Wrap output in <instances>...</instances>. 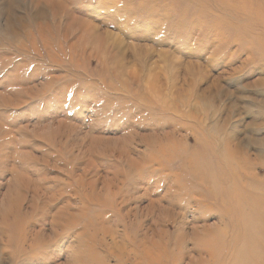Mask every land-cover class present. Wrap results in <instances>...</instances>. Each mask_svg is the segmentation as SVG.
Returning a JSON list of instances; mask_svg holds the SVG:
<instances>
[{"label": "rangeland", "instance_id": "rangeland-1", "mask_svg": "<svg viewBox=\"0 0 264 264\" xmlns=\"http://www.w3.org/2000/svg\"><path fill=\"white\" fill-rule=\"evenodd\" d=\"M263 82L264 0H0V264H63L74 239L62 235L55 246L14 257L2 233L7 193L21 197L31 242L35 234L52 237L55 203L43 209L46 196L58 197V205L69 199L81 211L90 205L84 192L94 201L80 226L93 218L108 264L136 263L123 241L127 230L148 235L150 245L145 240L140 250L154 251V264H172L174 257L179 264L200 258L211 264L209 254L197 251L213 244L196 243L194 233L221 227L231 238V226L217 219L219 202L207 194L234 180H223L221 160L198 123L203 118L205 129L235 134L236 155L248 162L245 183L261 191ZM171 131L183 141L182 152L170 164L153 160L145 139ZM193 165L201 173L191 179ZM175 172L186 178L167 195L178 209L151 214L149 202L165 199ZM140 175L151 182L138 183ZM23 178L36 185L27 189ZM59 184L75 189L65 185L59 194ZM35 190L42 198L34 210ZM209 209L215 213L208 217Z\"/></svg>", "mask_w": 264, "mask_h": 264}, {"label": "bare ground", "instance_id": "bare-ground-1", "mask_svg": "<svg viewBox=\"0 0 264 264\" xmlns=\"http://www.w3.org/2000/svg\"><path fill=\"white\" fill-rule=\"evenodd\" d=\"M197 66L198 65H194L195 68H197ZM198 69L199 68H197V70ZM263 85H264V82H263ZM223 88H225V86ZM197 105H199V102L197 103ZM188 118L191 119L190 116ZM202 119L203 118H201L200 119L201 121L199 120L200 122L198 123V125H200L198 128V132L202 134V138L204 139L206 146H208L213 153H216L217 157L221 160L219 171L221 175L223 176V180H228V178L232 176L234 182L232 186H225L226 185L225 183L224 184L221 183V185L218 186L219 190L216 191L215 194L214 193L212 194L211 191L209 190L208 191L210 193L207 194L208 192L204 191V190H207V188L202 189L203 192H205L209 197L216 199L217 202H219L218 204L221 206V208L218 209L219 214H216L217 219L231 226V238L227 241L229 237V233L227 232V229H223L221 227L219 228L216 227V229H213L214 231L208 230L209 229L208 227H205L204 229L202 228L203 229L202 232L196 230V232L194 233L196 241H197V242L195 241L196 243L198 244L201 243L203 244V246L213 244L212 248L209 249L208 246H205V248L198 249L197 253L199 255L200 254L204 255L203 252H206V254H209L210 256L209 261L211 260L210 262L211 264H220V262L222 261H224L226 264H264V182L261 180L257 184L259 185L261 191H256L257 188L255 189V191L254 190L252 191L253 187L248 186L245 183V178H243L242 176L243 173H247L246 165L248 162L243 158L237 157L234 149L236 148L238 149V144H235V143L232 144L233 140L236 139L235 134H232V135L227 134V136L225 135L224 137L223 133L219 132L221 129L220 130L212 129V128L205 129L203 127ZM150 137L148 136L147 138L150 139ZM159 138L158 140L160 141H158L157 139L151 140V141L148 139H145L146 141H149L151 145H153L152 146L153 151L151 150L152 151L151 157L156 158L153 160H157L158 162H161L163 158H165L164 160L167 161L166 162L167 164H170L171 163L170 161H172L173 163V159H175L176 156L182 152L181 150L183 148V145H182L183 141L176 140L175 133L173 134V131L167 133L162 138L160 139ZM219 140H223L224 143L223 142L219 143L218 142ZM156 141L158 142L156 143ZM232 145H234V148L232 147ZM240 146H243V145H240ZM157 154L160 155L161 159L160 158L158 159L159 156H157ZM193 161H195V159H193ZM151 162L152 161L148 163H151ZM148 163H146V165ZM217 163L219 164V161ZM193 167H195L194 171L187 173V176L190 177L191 179H193L192 177L194 178L197 177L201 173V172H198V170H200L198 167L194 165ZM176 174L177 173L175 172L174 175L171 177L170 182H167L165 184V187H166V191L164 193V195L166 196V197L164 196L165 199L163 197H160L157 199H152L151 203L149 202L150 206L148 210L151 214L158 211L159 212L158 215L164 217V215L167 214V211H166L167 209L173 208V210H175L177 208V207L175 208V206L179 204L178 201L174 200V198L173 199L168 198L167 195L169 191H172L174 189L175 185H178L180 182H181V185H183L184 180L186 178L184 175H179L180 177H177ZM201 177H204V175L200 176L199 178ZM21 182H23L24 185H26L25 187L27 189L30 188L32 183L36 185L35 182H32L30 179L28 180V179L23 178ZM137 182L142 183L147 186V183L149 184L151 182V178L150 176H147L145 178L144 176L140 175L139 178L137 179ZM65 185H67L68 188L71 189L70 191H73L75 189L69 184H65ZM65 185L59 184V188L57 189L58 192L60 191L59 194H61L62 190H64ZM109 185L111 186V184ZM184 186L185 185H183V187ZM90 187L92 188L93 185L91 184L89 188ZM82 190H80L77 193V195L80 194L82 196V192H83ZM94 190L95 189L92 188L91 190L92 194L94 193L93 192ZM113 194L115 193L113 192ZM38 195L39 194L37 193V191L32 195L31 206L33 207L34 210L36 208V204H38V200L42 198V197H39ZM83 196L88 202L90 201V205L89 204L83 205V208L81 209V211H77V209H75V206H73L72 202L69 199H63L61 201L62 203L60 202L61 204L58 205L56 203V201L59 200L58 197L56 199H53L49 195L46 196L45 202L44 203L42 202L43 209H52L53 207L52 204L55 203L54 204L55 207L53 209L54 213L52 215V221H51L53 224L52 237L50 236L44 237L43 235L35 234L34 236H32L31 242H29L27 239V237H29V233H28L29 223L27 222V216L25 215L26 213L24 214L22 212L23 204L21 205V202H20L22 201L20 199L21 197L19 196L18 198H16V200H11V198L8 196V193H7V197L5 198V201L3 202V205L4 207L6 206V209H5V212L2 213V217H1L2 219L1 223H3L5 226V229L2 230V233L7 231L8 236H9L8 242L10 243L9 248L15 253L14 257L16 256V258H18L17 256L28 255L27 248L32 251H35L37 249H41V248H45L49 246H55L57 243L56 240L58 239L59 236L61 237L62 235H65V237H70V235L73 234L72 238L74 237V239H71L72 241L70 240L71 243L69 242L66 248V250L69 251L72 255L70 256V259H67L66 262L63 264H72V263L108 264L106 261V257L99 254L100 248H103V246L105 245V242L101 239H98L97 234L94 233L95 231L94 229L96 228H95V224L92 223L93 218L90 217L87 223H84V224L81 223L83 225L80 226V222L82 218L85 217L87 213H89L88 210L92 208L91 203L94 201V196L89 195L86 192L83 193ZM184 197H189V196L186 195ZM179 199L181 200V197ZM165 202L168 203V206L165 205ZM207 204L208 203H204V206H207ZM207 207L209 208L210 206H207ZM209 210H208L209 211L208 217L211 214L215 213L213 209H209ZM182 213L183 212H181V214ZM202 219L203 217L198 216L196 217L195 220L197 222H200V221L203 222ZM156 221L157 223H159L158 220ZM206 223L208 225V222H205L204 224ZM194 225H195V221H194ZM130 227H131V224H129L127 228H130ZM74 229L76 230L74 231ZM210 229L212 228L210 227ZM42 231L43 229L41 228L39 232L41 233ZM127 231L124 232L123 241H128L132 245L128 247V249H130L131 251H135L136 253L135 257L138 259L136 263L134 264H154V257H153L154 251L152 250H142L141 251L140 250L141 246L145 244V240H147V243H148L147 245H150L149 244L150 239H147L149 238L148 235H145V236L143 235V237L140 238L138 237V234L134 235V233L131 234L129 230ZM85 234H88V239L82 237ZM5 243L6 241H4V244ZM151 243H152V246L155 245V242L151 241ZM228 244H229V247H228ZM7 245L8 243H6V246ZM128 245L127 243H125L124 245L125 250H127ZM216 246H218V248H215ZM218 251H223V253L218 255L216 254ZM125 258H126L124 260L125 262H128L130 260L129 255H126ZM197 258L199 260V257ZM179 262H180V259L174 257L171 263L179 264ZM193 264H208V262L204 258H200V261H198V263H193Z\"/></svg>", "mask_w": 264, "mask_h": 264}]
</instances>
